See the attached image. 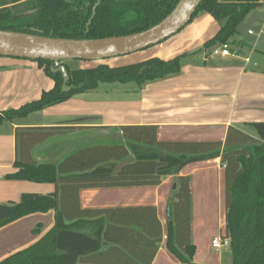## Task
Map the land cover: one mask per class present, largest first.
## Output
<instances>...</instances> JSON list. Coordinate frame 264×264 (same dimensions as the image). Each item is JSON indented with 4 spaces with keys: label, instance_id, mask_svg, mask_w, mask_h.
Returning <instances> with one entry per match:
<instances>
[{
    "label": "trees",
    "instance_id": "trees-1",
    "mask_svg": "<svg viewBox=\"0 0 264 264\" xmlns=\"http://www.w3.org/2000/svg\"><path fill=\"white\" fill-rule=\"evenodd\" d=\"M178 1L0 0V31L72 40L126 36L158 24ZM262 1L202 0L190 22L199 12L209 14L218 22L226 20L204 47L228 45L239 25L252 10L263 5ZM89 20L91 23L87 25ZM181 58L169 61L150 58L121 67L98 64L77 70L60 63L68 72L67 85L72 86L68 93L62 92L61 74L51 70L59 64L34 61L54 81V87L18 109L0 111V125L94 90L100 83H134L141 87L179 73ZM252 127L256 139L230 130L224 142H182L159 140L155 126H122L113 132H119L124 141L83 144L55 162H38L31 153L39 144L72 133L74 127L19 130L14 172L6 175V179L53 184L55 191L50 194L23 193L18 202L0 203V229L31 214L49 211L54 212V223L34 244L9 254L0 264H109L104 256L111 249L104 253L99 251L102 239L109 241L113 234L120 239L116 240L117 245L130 255H135L133 249L151 244L154 256L160 242L159 225H148L139 208L81 210L79 191L158 186L165 177L178 175L190 164L217 157L224 166L226 224L223 237L229 242L232 264H264V122L254 123ZM19 135L22 136L20 141ZM121 212L127 213L119 215ZM103 215L109 219L105 225ZM97 217L100 218L93 222L96 227L91 231L92 236L85 233L84 229L88 230L86 224L92 222L89 219ZM169 217L168 251L183 264H196L193 262L196 249L189 241L188 177L178 178ZM67 220L75 221L67 223ZM146 236L152 240H147Z\"/></svg>",
    "mask_w": 264,
    "mask_h": 264
},
{
    "label": "crops",
    "instance_id": "crops-1",
    "mask_svg": "<svg viewBox=\"0 0 264 264\" xmlns=\"http://www.w3.org/2000/svg\"><path fill=\"white\" fill-rule=\"evenodd\" d=\"M262 4L252 11L263 9L264 0ZM213 20H207L206 23L190 22L189 32L176 33L181 36H177L179 38L176 42L167 47L166 55L158 58L169 61L182 56L179 73L148 82L138 87L139 89L135 87L133 96L119 99L118 102L101 96L93 97L92 95L98 94V86L94 90L76 94L63 103L34 112V115H39L34 123L12 121L1 124L0 203L18 202L23 193L50 194L55 191L53 184L45 187L39 186L45 184L6 179V175L14 172L16 134L21 129L75 128L68 135L50 139L48 142H54L53 147L41 150L43 152L37 153V157L33 156L37 148L34 149L31 156L38 162H55L75 148L90 142L124 141L119 132H113V129L122 126H155L161 141L224 142L230 130L242 132L256 139L251 133V129H254L252 124L264 122L259 121L264 120V22L258 25L256 33L248 29L247 37L238 27L236 35L228 44L230 55L211 57L212 52L220 47L219 45L204 47V44L220 30ZM53 87L54 81L34 61L23 60L0 67V110H8L10 107L18 109L26 103L39 99L43 92ZM122 108L125 110L121 111ZM119 115L123 117L120 118ZM66 139L69 142H66ZM63 140H65L63 144L58 143ZM48 142L44 143V146ZM236 147L237 145L232 146V148ZM222 152L223 149L220 150V154ZM179 177L189 178L191 219L189 241L196 248L202 244L197 239V229H201L199 226L203 225L207 230V224L199 223V220L197 223L194 222V204H201L204 220L210 221L208 214L210 198L207 189L210 188L211 178L216 183L214 194L217 203L213 209L214 214L216 212L220 219V228H225L224 166L220 157L190 164L178 175L165 177L158 186L91 188L79 191L81 210L139 208L148 225L156 224L160 227V242L157 244L154 256L151 244L133 249L135 255L132 256L117 245L116 240L120 239L114 234L109 236L111 239L109 241L102 239V248L99 252L104 253L111 249L104 256L109 264H146L148 261L150 264H183L166 247L170 206ZM124 213L127 212H121L119 215ZM48 214L52 216L54 223V212L49 211ZM99 218L89 219L92 222L86 224L88 230L84 229V232L92 236L91 231L96 227L93 222ZM26 219H34L40 225L42 218L40 213L31 214L9 224L10 226L7 225V228H1L0 231L19 227L27 223L25 221H29ZM102 220L104 225L109 222L105 216ZM48 230L40 234L37 240ZM23 236L21 235L20 240L19 237L15 238L6 256L22 250ZM223 236L221 235L225 239ZM214 237L216 236H212V239ZM146 238L152 240L148 236ZM193 262L232 264L230 248L222 247L216 251L210 243L202 252L197 251L194 254Z\"/></svg>",
    "mask_w": 264,
    "mask_h": 264
},
{
    "label": "water",
    "instance_id": "water-1",
    "mask_svg": "<svg viewBox=\"0 0 264 264\" xmlns=\"http://www.w3.org/2000/svg\"><path fill=\"white\" fill-rule=\"evenodd\" d=\"M202 0H179L174 9L158 24L134 34L102 39H57L34 34L0 31V57L49 61L59 64L54 73H60L62 92L68 93L69 76L64 65L72 60L101 61L129 55L157 45L172 37L189 24ZM99 3V2H98ZM98 3L94 6V11ZM91 23L89 20L88 24Z\"/></svg>",
    "mask_w": 264,
    "mask_h": 264
},
{
    "label": "rangeland",
    "instance_id": "rangeland-1",
    "mask_svg": "<svg viewBox=\"0 0 264 264\" xmlns=\"http://www.w3.org/2000/svg\"><path fill=\"white\" fill-rule=\"evenodd\" d=\"M262 8L263 9L258 10L257 12L252 11L249 15H247V17L244 19L243 23L240 24L239 30L242 31L245 36H246V31L248 29H250L252 32L256 33V31L258 30V25L261 22H264V7H262ZM205 16H207V17H205ZM208 18H210V19H208ZM211 18L212 17H210L209 14H207V13L199 12L192 19L191 23L192 22L193 23H195V22L196 23H198V22L206 23L207 20H213ZM213 22L216 24V26L221 28L222 26L225 25L226 20H222L219 22L213 20ZM191 23L188 24L183 29V31L181 30L180 32H189L188 30H190L189 28H191ZM188 26H190V27H188ZM180 34H183V33H180ZM177 36L180 37L181 35L175 34L174 36L163 41L162 43H159L157 45L148 47L144 50H141V51L129 54V55H125V56L105 59V60H101V61H92L91 62V61L72 60V61H67L65 63L72 70L92 68L98 64H105V65L112 67V68L126 66V65L133 64V63L145 61V60L150 59V58H158V57H162V56L166 55V53H168L166 51L167 47H169L170 44H174L176 42L177 38H179ZM23 60L26 61L25 59L0 57V67L7 66L10 63H15V62L23 61ZM135 87L138 88L139 86H137L134 83H128V84L100 83L99 88L97 90L98 94H95L92 96L97 97V98L98 97L100 98V96H101L103 98H107L109 100H113V101L118 102L119 99H126L129 96H133L134 91H135ZM89 96H91V95H89ZM9 109H13V108L10 107V108H8V110ZM124 110L125 109L122 108L121 111H124ZM0 111H5V110H0ZM38 116L39 115H34V113H31L25 117L17 118L14 121L15 122H21V123H34L37 121ZM119 117L122 118L123 116L119 115ZM259 121H264V120H259ZM251 133L253 135H255V130L251 129ZM21 137L22 136L19 135V141H20ZM66 140H67L66 142H69L68 139H66ZM48 141H46V142H48ZM61 142L58 141L59 144H63V142H65V140H63ZM52 144H54V142H52V143L48 142V144H46V146H44V143L37 145L34 148V149H36V148L37 149L33 153V156L37 157V153L43 152L41 150H47L50 146L53 147ZM52 149L53 148H50V150H52ZM215 185H216V183H214L213 178H211L210 188L207 189L208 197L210 198V204H208V208H209L208 214L210 216V221L206 222V220H204V213L202 211L203 208H202L201 204L200 203L194 204V210H193L194 222L197 223V220H199V223L205 222L207 224V230H205L203 225H202L203 227L198 225L199 228H201V229H197V233H198L197 239L200 240V243H202V244H200V246L195 248L196 249L195 253L197 251L202 252L205 248H207L208 244L211 243L212 236H221V235H224V232H225V228H222V229L220 228V226H219V225H221L220 219H218V215L216 212L214 214V210H213V209H215L216 203H217V197L214 194ZM39 186H45L46 187V186H49V184L39 185ZM195 191H197V190H195ZM40 216L42 218L39 222L40 225H38V222H36L34 219H26L29 221H25L27 223H24L23 225H21L19 227H12V229H4V230H7L6 233H2V232H4V230L0 231V261L6 257L7 251L11 250V245L14 244L16 237H19V240H20L21 235L22 236L24 235L23 236L24 242H21V247H22L21 249H25V248L31 246L32 244H34L35 241L37 240V237L51 227V224L53 223L52 216L48 213H40ZM5 228H7V227L5 226ZM8 228H10V227H8ZM34 230H37V232ZM205 231H208V232L205 233ZM199 234L201 236H199ZM227 247L229 248L228 240H227V244L224 245L223 248H227ZM201 248H202V251H201Z\"/></svg>",
    "mask_w": 264,
    "mask_h": 264
},
{
    "label": "built area",
    "instance_id": "built-area-1",
    "mask_svg": "<svg viewBox=\"0 0 264 264\" xmlns=\"http://www.w3.org/2000/svg\"><path fill=\"white\" fill-rule=\"evenodd\" d=\"M249 34H251V32H249ZM217 55H221V56H228L230 55L229 52V45L224 44L222 46L219 47V49L215 50L212 52L211 57L212 56H217ZM212 248L215 249L216 251L220 250L224 245L227 244V239H223L221 236H216L212 239Z\"/></svg>",
    "mask_w": 264,
    "mask_h": 264
}]
</instances>
